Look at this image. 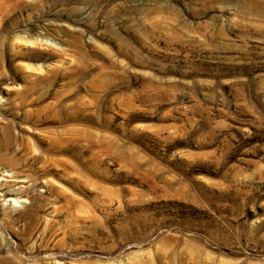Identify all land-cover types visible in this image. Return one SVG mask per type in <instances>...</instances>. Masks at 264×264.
<instances>
[{"label":"rangeland","instance_id":"1","mask_svg":"<svg viewBox=\"0 0 264 264\" xmlns=\"http://www.w3.org/2000/svg\"><path fill=\"white\" fill-rule=\"evenodd\" d=\"M0 264H264V0H0Z\"/></svg>","mask_w":264,"mask_h":264},{"label":"bare ground","instance_id":"2","mask_svg":"<svg viewBox=\"0 0 264 264\" xmlns=\"http://www.w3.org/2000/svg\"><path fill=\"white\" fill-rule=\"evenodd\" d=\"M9 202H14L15 203L16 202V199L14 200V198H10L9 199Z\"/></svg>","mask_w":264,"mask_h":264}]
</instances>
